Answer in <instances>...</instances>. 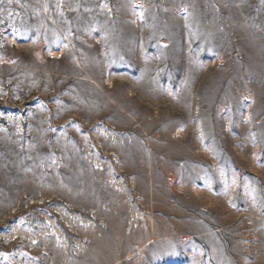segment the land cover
<instances>
[{
    "label": "rangeland",
    "instance_id": "374dc122",
    "mask_svg": "<svg viewBox=\"0 0 264 264\" xmlns=\"http://www.w3.org/2000/svg\"><path fill=\"white\" fill-rule=\"evenodd\" d=\"M0 264H264V0H0Z\"/></svg>",
    "mask_w": 264,
    "mask_h": 264
}]
</instances>
